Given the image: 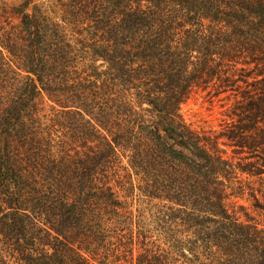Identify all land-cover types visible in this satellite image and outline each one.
Here are the masks:
<instances>
[{"label": "trees", "instance_id": "obj_1", "mask_svg": "<svg viewBox=\"0 0 264 264\" xmlns=\"http://www.w3.org/2000/svg\"><path fill=\"white\" fill-rule=\"evenodd\" d=\"M59 3L0 0V264H264V0Z\"/></svg>", "mask_w": 264, "mask_h": 264}, {"label": "rangeland", "instance_id": "obj_2", "mask_svg": "<svg viewBox=\"0 0 264 264\" xmlns=\"http://www.w3.org/2000/svg\"><path fill=\"white\" fill-rule=\"evenodd\" d=\"M23 0H2L8 6H17ZM31 2L29 10L32 8V5H36L38 7H42L48 11H51L54 16H59L61 9V5L59 0H29ZM0 50L2 48L0 47ZM6 55V54H5ZM46 105H52L51 103L45 101ZM222 101L219 98H211L207 95L206 92L198 91L192 94L188 100L181 105L180 113L184 121L191 126L192 129L198 131H213L219 132L221 128V124L224 120V112L226 107H222ZM49 113V109H46L45 114ZM63 127L67 128V134H78V128L70 127L68 121L63 122ZM65 132H63L64 134ZM239 205H243L245 207L249 206V203L245 200H239L237 202ZM137 205H134L130 208L134 213L137 210ZM136 214V213H135ZM35 234V231L32 228H29L28 236H32ZM1 250V245H0ZM138 254L137 250L134 249V257ZM4 255H7L4 253ZM93 264H124L121 260H107V261H95Z\"/></svg>", "mask_w": 264, "mask_h": 264}]
</instances>
